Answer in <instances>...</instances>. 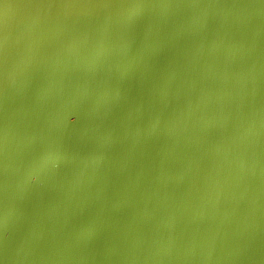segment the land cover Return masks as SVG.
Listing matches in <instances>:
<instances>
[{
	"label": "water",
	"instance_id": "95a60500",
	"mask_svg": "<svg viewBox=\"0 0 264 264\" xmlns=\"http://www.w3.org/2000/svg\"><path fill=\"white\" fill-rule=\"evenodd\" d=\"M0 264H264V0H0Z\"/></svg>",
	"mask_w": 264,
	"mask_h": 264
}]
</instances>
